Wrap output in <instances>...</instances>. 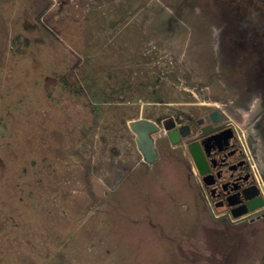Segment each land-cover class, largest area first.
I'll return each instance as SVG.
<instances>
[{"label":"rangeland","instance_id":"rangeland-1","mask_svg":"<svg viewBox=\"0 0 264 264\" xmlns=\"http://www.w3.org/2000/svg\"><path fill=\"white\" fill-rule=\"evenodd\" d=\"M180 1L0 0V264H264V222L216 221L182 150L161 130L148 164L129 126L224 94L202 13L135 46Z\"/></svg>","mask_w":264,"mask_h":264},{"label":"flooded vegetation","instance_id":"flooded-vegetation-1","mask_svg":"<svg viewBox=\"0 0 264 264\" xmlns=\"http://www.w3.org/2000/svg\"><path fill=\"white\" fill-rule=\"evenodd\" d=\"M160 7L167 10V16L154 18L151 33L136 34L135 46L139 48L151 37L159 44L165 37L164 31L170 35L176 24L183 25V36L189 40V28L192 29L189 12L202 13V24L213 25V50L219 57L216 72L226 95L215 100L209 86L192 85L189 92L196 102L184 103L187 107L184 115H171L163 127L147 120L164 131L160 139L170 149L182 150L188 168L201 181L202 196L216 221L232 226L261 224L264 222V0H181L175 6L160 4ZM159 50L157 45L144 51L155 52L157 56ZM170 76L175 85V76ZM250 116L253 122L246 125ZM167 125H173L171 131L181 137L177 143L172 142L165 130ZM183 132L187 134L185 137ZM194 155L204 160L205 174H200ZM249 195L258 206L253 210L245 200ZM234 212L244 213L234 216Z\"/></svg>","mask_w":264,"mask_h":264},{"label":"water","instance_id":"water-1","mask_svg":"<svg viewBox=\"0 0 264 264\" xmlns=\"http://www.w3.org/2000/svg\"><path fill=\"white\" fill-rule=\"evenodd\" d=\"M129 126L131 130L136 134V143L139 151L144 157L145 162L148 164H153L159 156L155 150V141L153 139V134L159 131V127L153 121L147 119L132 121L129 123ZM172 127L173 125H167L165 127V130L169 132V137L171 138L172 142L177 143L181 137L171 131ZM182 135L185 137L187 134L183 132ZM194 157L200 174H205L206 170H204V160H199L197 155H194ZM245 200L247 201V206L250 210L258 207L257 205H254L252 195L246 196ZM242 213L244 212H234L233 214L234 216H239Z\"/></svg>","mask_w":264,"mask_h":264}]
</instances>
